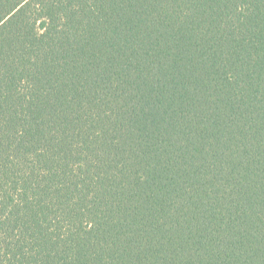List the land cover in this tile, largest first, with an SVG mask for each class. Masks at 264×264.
Wrapping results in <instances>:
<instances>
[{
  "label": "trees",
  "instance_id": "1",
  "mask_svg": "<svg viewBox=\"0 0 264 264\" xmlns=\"http://www.w3.org/2000/svg\"><path fill=\"white\" fill-rule=\"evenodd\" d=\"M0 264H264V0H0Z\"/></svg>",
  "mask_w": 264,
  "mask_h": 264
}]
</instances>
